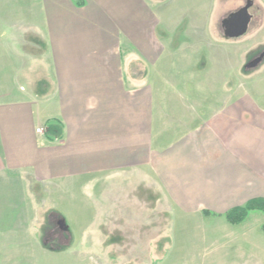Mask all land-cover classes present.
Returning <instances> with one entry per match:
<instances>
[{"label": "crops", "instance_id": "crops-1", "mask_svg": "<svg viewBox=\"0 0 264 264\" xmlns=\"http://www.w3.org/2000/svg\"><path fill=\"white\" fill-rule=\"evenodd\" d=\"M2 1L0 8H15L0 17L8 25L0 29V216L20 217L21 227L10 231L33 232L44 249L28 221L50 215L70 232L62 207L78 212L81 199L99 211L87 226L139 231L151 224L146 211L160 205V191L179 210L199 200L203 215L217 216L220 174L209 164L220 156L250 173L246 179H264L256 162L264 135L256 134L255 113L245 115L247 98L220 112V98L203 91L264 46V0H247L249 48L225 60L222 22L242 0ZM194 88L202 92L195 100ZM212 179L219 185L210 189ZM257 198L264 192L221 215ZM145 199L157 201L145 209ZM90 241L86 247L98 248Z\"/></svg>", "mask_w": 264, "mask_h": 264}, {"label": "rangeland", "instance_id": "rangeland-1", "mask_svg": "<svg viewBox=\"0 0 264 264\" xmlns=\"http://www.w3.org/2000/svg\"><path fill=\"white\" fill-rule=\"evenodd\" d=\"M20 1L23 3V0ZM2 2H8V0ZM243 6L244 1L242 0L241 4L233 7L234 9L232 8V11ZM0 9V17H8L15 8L4 7ZM21 9L23 8H20L23 14ZM0 20L4 19L0 18ZM213 20L211 18V23ZM216 25L212 26V30H216ZM7 27L8 25L0 24L1 30ZM250 27H253V23ZM218 31L220 32V26ZM246 35L229 39L228 42H223L217 46L225 53L221 59L225 60L226 56L231 59V55L238 49L249 48L247 43L242 42ZM241 42L242 44H239ZM252 51L254 52L251 54L248 52L241 59L238 73H220V85L213 88L206 87L203 91L207 89L210 98L211 96L220 98V112L225 109L232 110L231 107L234 106L236 100L242 99L243 101L247 98L248 103L246 105L250 112H245V115L248 117L249 114L252 117V113H255L256 134L263 136L264 126L260 123L264 120V57L262 63L260 62L263 65L257 70L248 65L264 53V46H259L257 43L256 48ZM217 74L213 64L209 63L207 70L209 78L212 79ZM198 90L194 88L196 97L193 100L201 95L202 92ZM210 106L206 105L203 109L201 105L202 109H200L205 110L202 111L205 114H209L211 112ZM189 111H191V116H198V108L195 104L189 105ZM245 115L242 114L241 117ZM262 141L264 143V139ZM263 154L258 153L256 160L262 167H264ZM229 162L221 160L220 156V161L214 160L209 164L213 174H220V214L217 216L213 214L203 215V210L198 207L201 203L199 200L190 203L188 211L176 208L175 201L176 206L174 205V208L173 202L167 198L165 193L160 191V205L156 204L150 212L146 211V213H150L149 216H146L147 219H150V225L146 224L142 230L139 227V231H133L131 228L127 231L113 232L106 231L105 228L100 231L101 228L96 230V227L87 226L89 223L92 225L95 219L97 220L98 217L95 216L99 211L92 205L90 206L92 201L81 199L79 208H76L79 209L78 212L75 210L73 212L71 209L67 210V204L64 205L65 208L61 206L63 210L61 212H64L69 227L70 232L68 233L65 231L55 232L57 230H55L56 219L50 215L40 217V223H38L39 217H37V225L32 221L29 224L28 221L27 224L32 229L36 230L37 228L38 232H35V238L40 240L42 245L44 242L43 248L47 251H49L48 249L54 251L67 249L72 240L75 242L70 250L47 252L42 249L39 241L40 246L34 239L31 241L34 238L33 232L10 231L21 228L15 226L19 223L20 217L1 215L0 264H125L126 262V264H264V215L252 212L242 224L237 226L229 225L224 215H221L223 214L221 212L228 206L241 203L246 195L263 194L264 179H254L255 174L246 179L250 173L241 169L237 173L232 161ZM219 169L220 171H218ZM250 172L256 173L255 169L252 168ZM218 181L216 179V183H214L213 179L210 180V189L216 188L219 185ZM241 184L243 185L241 186ZM198 186L200 187V185ZM232 193L237 194V196L234 195L230 198ZM156 201L155 199H145L143 205L145 209H149L147 208L149 204L152 207ZM90 240L95 242L98 248L86 247L89 242L91 244ZM105 241L116 243L118 246L103 247ZM119 251L123 255L127 251V255L123 257Z\"/></svg>", "mask_w": 264, "mask_h": 264}, {"label": "water", "instance_id": "water-1", "mask_svg": "<svg viewBox=\"0 0 264 264\" xmlns=\"http://www.w3.org/2000/svg\"><path fill=\"white\" fill-rule=\"evenodd\" d=\"M249 7L250 4L247 3L242 9L232 13L222 22V26L225 29V37L234 39L246 34L250 22V15L248 14ZM259 62L260 59H256L248 66L254 68ZM61 224L65 225L63 220Z\"/></svg>", "mask_w": 264, "mask_h": 264}, {"label": "trees", "instance_id": "trees-1", "mask_svg": "<svg viewBox=\"0 0 264 264\" xmlns=\"http://www.w3.org/2000/svg\"><path fill=\"white\" fill-rule=\"evenodd\" d=\"M76 3L81 5V2H79V0H76ZM252 212H258L264 215V199L263 198L252 199L248 201L247 203H245L243 206L230 209L224 214V218L229 225L237 226V225L242 224L247 219L248 215ZM55 232L59 233L60 231H55ZM65 232L68 233V231H65ZM44 245L45 244L43 242V246ZM48 250L50 252H61L63 250H66V248L63 250L59 249L57 251H54L53 249L51 250L48 249Z\"/></svg>", "mask_w": 264, "mask_h": 264}, {"label": "flooded vegetation", "instance_id": "flooded-vegetation-1", "mask_svg": "<svg viewBox=\"0 0 264 264\" xmlns=\"http://www.w3.org/2000/svg\"><path fill=\"white\" fill-rule=\"evenodd\" d=\"M247 3H248V1L245 0V5H246ZM245 5H244V6H245ZM238 10H240V9H238ZM238 10H237V11H238ZM255 60H256V59H255ZM250 64H251V63H250ZM60 224H61L60 221H57V222L55 223V226L57 225L56 228H55V230L57 229L56 231H60V230L62 229L63 226H60Z\"/></svg>", "mask_w": 264, "mask_h": 264}, {"label": "built area", "instance_id": "built-area-1", "mask_svg": "<svg viewBox=\"0 0 264 264\" xmlns=\"http://www.w3.org/2000/svg\"><path fill=\"white\" fill-rule=\"evenodd\" d=\"M36 133L41 134L42 130L41 129H36Z\"/></svg>", "mask_w": 264, "mask_h": 264}]
</instances>
